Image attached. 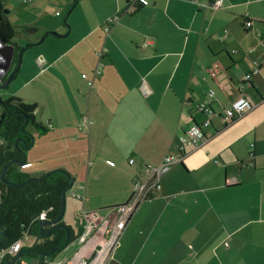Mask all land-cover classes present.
I'll use <instances>...</instances> for the list:
<instances>
[{
	"label": "crops",
	"instance_id": "1",
	"mask_svg": "<svg viewBox=\"0 0 264 264\" xmlns=\"http://www.w3.org/2000/svg\"><path fill=\"white\" fill-rule=\"evenodd\" d=\"M85 1L93 8L74 37L71 27L66 45L38 55L26 83L38 93L18 95L37 104L49 130L32 133L20 171L67 170L75 183L64 216L85 208L109 217L104 210L130 201L146 165L179 150L211 88L222 107L245 94L253 109L231 127L217 120L202 148L186 150L134 213L109 264H264V118L244 126L264 107V0H223L217 9L221 0ZM242 141L249 158L236 148Z\"/></svg>",
	"mask_w": 264,
	"mask_h": 264
},
{
	"label": "trees",
	"instance_id": "2",
	"mask_svg": "<svg viewBox=\"0 0 264 264\" xmlns=\"http://www.w3.org/2000/svg\"><path fill=\"white\" fill-rule=\"evenodd\" d=\"M78 1L75 0L74 4ZM248 22L250 20L245 24ZM251 22L253 27L255 23ZM15 36L8 11L0 0V38L5 45L16 47L7 76L12 73L13 65L17 68L19 53L23 49L14 42ZM30 47L32 45L27 49ZM2 80L4 82L6 78ZM37 108V104L19 97L0 99V252L24 239L26 234L33 238L32 243L25 244L17 256H7L3 264L18 263V257L42 263L54 259L80 234L67 226L64 216H61L63 196L75 183L70 172L58 169L43 176H34L20 171L19 165H12L6 178L17 185L7 184L2 177L11 160H26L27 151L34 143V135L28 127L32 125L39 131H48L37 117ZM43 213H46V219L40 220Z\"/></svg>",
	"mask_w": 264,
	"mask_h": 264
},
{
	"label": "built area",
	"instance_id": "3",
	"mask_svg": "<svg viewBox=\"0 0 264 264\" xmlns=\"http://www.w3.org/2000/svg\"><path fill=\"white\" fill-rule=\"evenodd\" d=\"M222 3L223 0L215 2L213 7L217 9ZM119 20L120 15H115L108 20L104 27L108 34ZM246 26L249 28L252 27V22H248ZM261 42L264 46V36ZM257 72L258 70L255 71V73ZM100 73V69H97V74ZM251 76L252 74H248L245 77V81H249ZM216 97L217 90L211 88L198 108V111L204 115V120L201 123H196L191 129L181 134V145L177 152L167 153L157 166L146 165L135 177L134 192L128 203L114 208L112 214L106 218L102 216V212L99 210H86L85 208L82 210L79 218L82 230L78 238L71 243L72 246L77 248L73 257L66 256L62 259L57 257L54 259H47L43 263L37 260L28 261L18 258V263L8 264H109L134 213L142 203L152 199L160 193L162 189V176L169 172L174 166L183 163L186 150L188 148L193 150L202 148L211 139L212 136L207 132L215 126L216 120L226 126L253 109V105L247 96L241 94L238 98L233 100L230 106H223L222 112L218 114L215 110ZM89 122L87 116L83 117L81 127L89 128ZM135 163L136 159L132 158L130 164L133 165ZM75 197L83 202L86 200L83 195H75ZM45 219L46 213H43L40 220ZM98 232H100V238L97 243H95L90 250L82 252L81 250H83V247ZM27 237L28 235L26 234L24 239L15 242L7 250L0 252V264H3L7 256H17L25 246V239Z\"/></svg>",
	"mask_w": 264,
	"mask_h": 264
},
{
	"label": "rangeland",
	"instance_id": "4",
	"mask_svg": "<svg viewBox=\"0 0 264 264\" xmlns=\"http://www.w3.org/2000/svg\"><path fill=\"white\" fill-rule=\"evenodd\" d=\"M1 1L4 3L8 11L9 21L11 22L16 34L14 37V42L23 49L27 48L29 45L34 46L26 49L23 54V62L20 71L14 80H12L7 86L4 84L10 79L11 75L16 69V66H12L13 70L10 75L7 76V73L4 75L3 79L6 78V80L2 84L5 87L0 88V99L5 101L12 97H18V95H36L38 93L37 89L35 92L36 83H26L30 81L31 77H33L36 72L38 55L43 51L48 52L50 49H60L66 45L68 40H70L69 38H72L69 34L71 32V27H73L74 30L72 34L74 37V35L78 32V29L81 28V25H83V20L87 16V13L93 8L92 3L84 0L80 2L78 4V8L71 13V9H73L75 6V0ZM48 33L51 34L48 35ZM47 35L49 37L46 39ZM215 110L218 114H220L222 112V106L215 104ZM243 118L238 122L244 120ZM262 118H264V107H262L251 119L246 121L244 126L248 127L250 123L256 122ZM203 120V117L199 118L200 123ZM215 125L218 128L219 123H217V120ZM228 126L231 127L232 124H229ZM28 130L31 133L35 132L36 130L39 131L32 125L28 127ZM224 131L225 129L219 132ZM39 132L42 134V136H46L45 133L47 132ZM215 135H218V133ZM236 148L239 149L243 155L248 153V158L253 152L252 147L249 150L245 146L244 141L237 143ZM253 162L254 161H251L249 163ZM68 192L71 193V190ZM76 201L78 200H75V202ZM113 210L114 209L112 207H108L104 210V212H106L108 215H111ZM64 217L66 222L72 225L75 229L79 227V212H72L70 214L68 213ZM32 241L33 238H29L28 236L25 239V244L29 245L32 243ZM76 249V247L70 244L65 250L58 253L56 258L58 257L62 259L66 256L73 257L77 251Z\"/></svg>",
	"mask_w": 264,
	"mask_h": 264
},
{
	"label": "water",
	"instance_id": "5",
	"mask_svg": "<svg viewBox=\"0 0 264 264\" xmlns=\"http://www.w3.org/2000/svg\"><path fill=\"white\" fill-rule=\"evenodd\" d=\"M34 46V45H32ZM15 49L16 47L14 45H5L4 42L1 40L0 38V81L2 79V75L6 74L9 69L11 68V64H12V61H13V58H14V53H15ZM27 48H24L20 51L19 53V64L17 66V68L15 69V71L13 72V74L11 75L10 79L5 82V86H7L12 80H14V78L16 77V75L18 74V72L20 71L21 69V66H22V62H23V54L24 52L26 51ZM3 84L0 85V88L2 87H5ZM26 163V160H23V161H20V160H11L8 165L6 166L3 174H2V177L4 179V181L9 184V185H17L15 183H12L11 181H9L6 177H7V174H8V171H9V168L12 166V165H24ZM67 192H65L64 196H63V204H62V209H61V216H64L65 214V210H66V197H67ZM44 225V223L42 224V226ZM63 228H67L66 226H63ZM69 238H70V233L68 232V240L69 241Z\"/></svg>",
	"mask_w": 264,
	"mask_h": 264
},
{
	"label": "bare ground",
	"instance_id": "6",
	"mask_svg": "<svg viewBox=\"0 0 264 264\" xmlns=\"http://www.w3.org/2000/svg\"><path fill=\"white\" fill-rule=\"evenodd\" d=\"M7 73H8V72H7ZM2 76L4 77V74H3ZM3 77H2V79H3ZM2 79H1V80H2ZM240 118H241V117H240ZM238 119H239V118H238ZM236 120H237V119H236ZM228 125H229V124H228ZM115 208H116V207H115ZM81 230H82V229H81ZM78 236H79V235H78ZM78 236H77V238H78ZM77 238H76V239H77ZM76 239H75V240H76ZM75 240H74V241H75ZM18 258H20V257H18ZM18 258H17V260H18Z\"/></svg>",
	"mask_w": 264,
	"mask_h": 264
},
{
	"label": "flooded vegetation",
	"instance_id": "7",
	"mask_svg": "<svg viewBox=\"0 0 264 264\" xmlns=\"http://www.w3.org/2000/svg\"><path fill=\"white\" fill-rule=\"evenodd\" d=\"M3 77V76H2ZM3 83V80L0 81V85Z\"/></svg>",
	"mask_w": 264,
	"mask_h": 264
}]
</instances>
